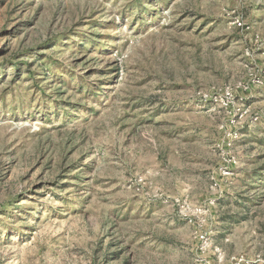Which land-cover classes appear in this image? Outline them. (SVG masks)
I'll use <instances>...</instances> for the list:
<instances>
[{
  "label": "rangeland",
  "instance_id": "1",
  "mask_svg": "<svg viewBox=\"0 0 264 264\" xmlns=\"http://www.w3.org/2000/svg\"><path fill=\"white\" fill-rule=\"evenodd\" d=\"M0 264H264V0H0Z\"/></svg>",
  "mask_w": 264,
  "mask_h": 264
}]
</instances>
